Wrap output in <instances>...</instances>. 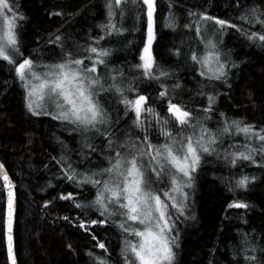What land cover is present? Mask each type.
<instances>
[{
    "label": "trees",
    "instance_id": "trees-1",
    "mask_svg": "<svg viewBox=\"0 0 264 264\" xmlns=\"http://www.w3.org/2000/svg\"><path fill=\"white\" fill-rule=\"evenodd\" d=\"M24 15L18 21L19 40L24 57H37L40 50L61 56L59 47L48 43L56 35H64L66 47L75 52L76 45H86L89 37L101 35L99 25L107 22L106 0H15ZM170 0H158V32L154 43V55L158 64L170 73L161 81L168 86L169 97L160 99V84L141 78L136 81L141 93L149 97L148 104L162 116L167 112V100L183 105L206 127L217 130L222 125L223 112L229 119H241L264 127V47L249 41L235 29L227 28L221 36V51L229 53L236 67H228V84L208 80L199 75L190 52H202L204 44L196 36L194 28L184 25L192 20L188 12H207L220 19L229 20L250 31H260L259 24L242 23L238 17L253 6L264 8V0H171L175 27H167ZM60 12L61 15L52 13ZM130 13V12H129ZM135 13V11H134ZM130 29L125 35L106 37L101 44L114 48L109 67L123 68L131 79L138 71L131 65L138 63L142 47V29L133 16ZM135 23V25H134ZM125 21L123 22L124 27ZM68 44V46H67ZM53 46L54 51L49 48ZM180 49V55L174 54ZM83 53V49H80ZM40 54V53H39ZM22 59V57L20 58ZM18 62V60L16 61ZM179 87H175V85ZM230 85V87H229ZM219 93L210 119L204 120L201 111L207 106V95ZM103 103L109 101L112 130L122 139L131 134L132 139L143 133L132 125L134 113L124 114V105L111 94L100 96ZM72 125L52 119L50 116H33L25 107V91L16 77L14 65L0 59V161L8 171L16 191V220L14 227L15 251L18 264H97L96 257H105L108 264H123L120 250L125 236L111 221L104 225L79 227L81 219H97L95 209L76 208L75 203H88L95 196L91 185L77 187L64 176V164L56 161L64 156L78 173L90 168L107 166L102 156L108 150L106 139L95 132H88L90 143L97 151L87 159L80 131ZM103 128V126H100ZM175 133L179 125L170 123ZM127 128L130 133L125 134ZM198 131V129H197ZM152 143H165L155 122L148 128ZM246 143L242 134L224 135L218 140L219 156L205 154L195 173L189 193L188 210L177 222L179 231L174 264H246L245 255H255L264 261V166L249 161H239L235 166L224 159L225 151L232 152ZM235 146V147H233ZM257 146V145H253ZM53 157L56 159L54 160ZM258 161L261 159L257 154ZM241 175L255 176L246 189L235 187ZM165 187V185H164ZM231 189V190H230ZM73 193L69 200L61 194ZM234 200L249 204L247 209L229 208ZM46 205V202H49ZM64 217H68L67 220ZM118 219V217L116 218ZM4 193L0 181V264H8L4 243ZM257 251H241L244 235ZM106 243L108 252L96 246L92 239ZM175 235V233H173ZM71 245V247H69ZM93 255H89V253ZM251 264V262H247Z\"/></svg>",
    "mask_w": 264,
    "mask_h": 264
},
{
    "label": "snow or ice",
    "instance_id": "snow-or-ice-1",
    "mask_svg": "<svg viewBox=\"0 0 264 264\" xmlns=\"http://www.w3.org/2000/svg\"><path fill=\"white\" fill-rule=\"evenodd\" d=\"M129 3L134 6L137 22L142 29V47L139 49L138 63L131 65L138 75L128 79L123 68L109 67L112 49L104 47L101 41L106 37L121 35L127 29L123 27ZM237 0V7H239ZM107 22L99 25L101 35L89 37L86 45H76V51L66 47V37L56 35L48 43L60 48L61 56L55 63L37 64L30 56L24 57L18 39V21L25 19L19 11L15 0H0V59L14 65L17 79L25 91V107L33 116H50L54 120L72 125L73 131H80L84 153L87 159L97 151L85 133L94 131L105 137L108 152L104 155L106 167L80 174L67 158L61 156L56 162L64 164V176L76 183L77 187L91 185L95 189L94 198L88 203H75L76 208L95 209L99 213L97 219H81L79 227L86 229V224L104 225L111 221L125 236L120 250L123 264H174L179 247V231L177 222L188 210L189 193L185 189L193 187L195 173L200 168L205 154L217 155L218 140L224 135L242 134L246 143L238 150L223 153V157L235 166L239 161H249L264 166V127L241 119L229 120L223 112L222 125L217 130L210 129L200 120L195 119L192 112L183 105L167 100V112L162 116L148 104L149 97L141 93L136 81L141 78L160 84L159 98L169 97L168 86L161 81L170 73L157 62L154 55V43L158 32V0H106ZM61 15L60 12L52 13ZM193 19L184 25L194 28L196 36L204 44V50H192L190 59L193 66H198L199 75L212 81L228 84V65L236 67L234 62L223 58L219 49V37L227 28L235 29L249 41L258 42L264 47V8L253 6L242 11L238 19L248 25L259 24L260 31L247 30L229 20L209 15L207 12H188ZM167 27H175L172 14V3L169 2ZM213 37H216L214 40ZM83 49L81 53L80 49ZM175 55L179 56L180 49ZM22 57L17 63L16 58ZM42 68L43 71H37ZM179 87V85H175ZM230 87V85H229ZM101 94L115 96L124 105V114L134 113L132 125L143 133L135 139L127 137L123 143L118 142L112 130L113 123L107 109L101 102ZM207 95L208 104L201 109L204 120L210 119L209 113L214 111L219 93H200ZM155 122L163 144H153L149 138L148 128ZM178 124L179 130L173 133L170 123ZM100 126H103L101 128ZM191 129V131H186ZM198 129V131H197ZM257 146H253V145ZM235 147V146H233ZM260 155L258 161L255 157ZM55 160L56 158L53 157ZM0 177L7 188V253L11 264H17L13 247V223L16 204V193L4 165L0 164ZM167 179V186L159 185ZM255 176L241 175L235 187L246 189ZM231 190V189H230ZM73 193L61 194V199L69 200ZM46 202V205L47 206ZM249 204L243 200H234L229 208L247 209ZM118 217V219H116ZM65 220L68 217H64ZM175 233V235H173ZM96 246L108 252L106 243L93 235ZM241 251L247 253L257 251L256 246L249 244L247 235L241 240ZM71 247V245H69ZM264 252V249H260ZM89 255H93L91 252ZM245 261L251 264H264L255 255H245ZM97 264H108L105 257H96ZM211 264V262H210Z\"/></svg>",
    "mask_w": 264,
    "mask_h": 264
},
{
    "label": "rangeland",
    "instance_id": "rangeland-1",
    "mask_svg": "<svg viewBox=\"0 0 264 264\" xmlns=\"http://www.w3.org/2000/svg\"><path fill=\"white\" fill-rule=\"evenodd\" d=\"M127 8H128V11H127V14H126V17H125V19H124V21H125V24H124V28L125 29H127V31H125L124 33H123V35H125V33H127L128 31H129V29H130V26H131V24H132V21L129 19V16H133V22H134V20H135V23H136V14L134 13V6H132L130 3H129V5H127ZM130 12V13H129ZM123 21V22H124ZM135 23H134V25H135ZM3 28V21L2 20H0V29H2ZM17 31H18V39H19V27L17 28ZM213 39L215 40L216 39V37H213ZM220 43H221V36L219 37V49H220V51H221V46H220ZM19 44H20V49L22 48V43H21V41L19 40ZM67 46H68V44H67ZM111 45H109V48H111L110 47ZM113 47H116V46H112V53L114 52V48ZM49 48H51L53 51H54V48H53V46H49ZM67 48H69V47H67ZM60 49V48H59ZM22 51V50H21ZM222 52V51H221ZM40 53V54H39ZM112 53H111V55H112ZM223 53V58L224 59H227V60H230L231 61V56L229 55V53H224V52H222ZM21 57H17L16 58V61L18 60V62L17 63H19L22 59H20ZM33 60H35L36 61V63L37 64H40V65H43V64H48V63H55V62H57L58 60L55 58V53H52V52H50V51H45V50H40L39 52H38V55H37V57H31ZM229 65H231V63L229 64ZM229 65H228V67H229ZM37 71H43V69L42 68H38L37 69ZM126 75V77L129 79V76L127 75V74H125ZM102 95H104V94H101V96ZM100 99H101V97H100ZM101 102L103 103V101H102V99H101ZM104 104V107L107 109V111H108V115H109V117H110V115H111V107H112V105H114L115 106V104H116V101H114V104H112L111 105V103L109 102V101H107V103H103ZM125 130H127L126 132H124ZM186 131H191V129H187ZM92 132H94V131H91L90 133H92ZM123 132L125 133V134H129L130 133V131L127 129V128H124V130H123ZM117 137V139H118V142H120V143H123L125 140L124 139H122L121 137H119L118 135L116 136ZM128 137H131L132 138V135L130 134ZM153 144H155V143H153ZM161 144H163V143H161ZM102 157H104V156H102ZM104 159V158H103ZM88 169L89 170H84V172H82L81 171V173L80 174H83V173H85V172H90L91 170H94V168H90V166H88ZM98 169V168H97ZM164 185H165V187L167 186V179L165 178V180L159 185V187L160 188H165L164 187ZM87 225V224H86ZM131 240H133V242L135 241V238L134 237H132L131 238Z\"/></svg>",
    "mask_w": 264,
    "mask_h": 264
},
{
    "label": "water",
    "instance_id": "water-1",
    "mask_svg": "<svg viewBox=\"0 0 264 264\" xmlns=\"http://www.w3.org/2000/svg\"><path fill=\"white\" fill-rule=\"evenodd\" d=\"M0 164H2L1 161H0ZM4 170L7 171L5 167H4ZM7 173H8V171H7ZM8 175H9V173H8ZM9 177H10V175H9ZM0 181L2 183L3 193H4V221H5L6 218H7V188H5L3 186L2 177H0ZM14 191H15V189H14ZM15 193H16V191H15ZM16 200H17V198H16ZM16 209H17V203L15 204L14 223H13V247H14V253H15L14 227H15V220H16ZM3 230H4V243H5V247H6V253H7V227H6L5 223L3 224ZM15 256H16V253H15ZM7 260H8V253H7ZM8 264H11V262L9 260H8Z\"/></svg>",
    "mask_w": 264,
    "mask_h": 264
},
{
    "label": "bare ground",
    "instance_id": "bare-ground-1",
    "mask_svg": "<svg viewBox=\"0 0 264 264\" xmlns=\"http://www.w3.org/2000/svg\"><path fill=\"white\" fill-rule=\"evenodd\" d=\"M5 253H6V247H5ZM15 253H16V251H15ZM6 258H7V253H6ZM16 260H17V258H16ZM7 263H8V260H7ZM18 264V263H17Z\"/></svg>",
    "mask_w": 264,
    "mask_h": 264
}]
</instances>
